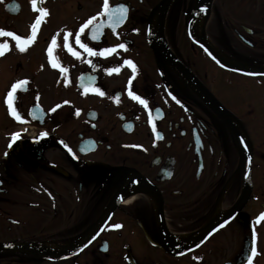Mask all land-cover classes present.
<instances>
[{
	"label": "flooded vegetation",
	"instance_id": "obj_1",
	"mask_svg": "<svg viewBox=\"0 0 264 264\" xmlns=\"http://www.w3.org/2000/svg\"><path fill=\"white\" fill-rule=\"evenodd\" d=\"M163 1L0 0V264H264V0Z\"/></svg>",
	"mask_w": 264,
	"mask_h": 264
},
{
	"label": "snow or ice",
	"instance_id": "obj_2",
	"mask_svg": "<svg viewBox=\"0 0 264 264\" xmlns=\"http://www.w3.org/2000/svg\"><path fill=\"white\" fill-rule=\"evenodd\" d=\"M41 2H42V0H41ZM32 4H33L34 10L40 11L42 13V15H45L47 13V10L46 9H37L36 8V0H32ZM102 8H103V12L97 14V16L91 17L81 27L80 32H83L85 28H88L90 25H92L93 22L97 20L98 16H103V15H106L108 17L109 26L112 27L113 30H115L116 25L119 24V23H121L126 18L127 11H128L127 7L125 5H123V4H120V5L116 6L115 8H110L109 0H103ZM40 23H41L40 18H37L36 21H35V24L32 26V28H33L32 36L29 37L27 40H24V38H22L20 36H16L15 33H13V32H6L3 29H0V36H10V37H13L17 41V45H16L17 49L19 51H21V52H24V51L27 50V46H29L30 43L34 41V38H35V35H36V31H37V26ZM102 26H103V22H101L100 25H97L96 28L93 29V33H95V31L99 27H102ZM91 38L92 39H95L96 38L95 34H93ZM75 39H76L77 42L79 41V34H77V36H76ZM22 40H24V43L23 44H21V41ZM65 41H67V36H65ZM55 42L56 41H55V37H54L52 43L54 44ZM7 47H8L7 42L0 43V56L4 55V51H5V49H7ZM82 47H84L89 54L96 55V53L94 52V50L91 47H88L87 45H82ZM118 47L121 48V49L127 50L125 44H120V45H118ZM114 50L115 49L105 48V49H103V51H101L99 53V55L103 56L105 53H109V52H112ZM48 51H49V54L51 56V48H49ZM124 63L125 64H128V65H131L132 66L133 73H135L136 68H135V65L133 64L132 61L126 60V61H124ZM53 66L55 67L56 65L54 64ZM115 70L117 72L119 71L118 68L115 69ZM61 71H64V69H61ZM108 71L111 73V71H113V70L112 69H109ZM27 83H28L27 81H18L16 84H14L12 86V90L8 93V98H7V101L6 102L8 103L9 110L13 113V115L16 116V119L17 120H21V117H20V115L18 113H16L15 109L13 108V105H12V100L14 99L13 93L17 90V87L18 86H20V85L26 86ZM21 90L26 91L27 88L26 87H22ZM97 91H99V89H97ZM100 95H104V93L103 92H100ZM129 95L133 99L139 100L141 104H143L145 107H147V101L146 100H143L139 96L134 95L131 91L129 92ZM51 111H55V109H52ZM42 135L43 136H46L47 133H42ZM17 138H18V134H13V136H12L13 142ZM9 147H11V143L9 144ZM5 155H7V153ZM116 227H120V226L117 225Z\"/></svg>",
	"mask_w": 264,
	"mask_h": 264
},
{
	"label": "water",
	"instance_id": "obj_3",
	"mask_svg": "<svg viewBox=\"0 0 264 264\" xmlns=\"http://www.w3.org/2000/svg\"><path fill=\"white\" fill-rule=\"evenodd\" d=\"M166 1H169V0H164L163 2H162V6L166 3ZM206 0H202L200 3H199V5L197 6V8L195 9V10H198L199 9V7H201V4H203L204 2H205Z\"/></svg>",
	"mask_w": 264,
	"mask_h": 264
},
{
	"label": "bare ground",
	"instance_id": "obj_4",
	"mask_svg": "<svg viewBox=\"0 0 264 264\" xmlns=\"http://www.w3.org/2000/svg\"><path fill=\"white\" fill-rule=\"evenodd\" d=\"M200 25H201V21H199V22L197 23V25H196L197 29L200 28Z\"/></svg>",
	"mask_w": 264,
	"mask_h": 264
}]
</instances>
